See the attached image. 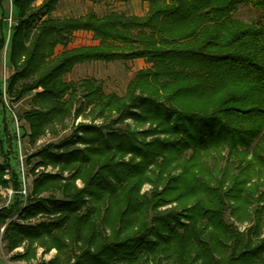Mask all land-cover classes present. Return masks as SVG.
<instances>
[{"label": "trees", "instance_id": "1", "mask_svg": "<svg viewBox=\"0 0 264 264\" xmlns=\"http://www.w3.org/2000/svg\"><path fill=\"white\" fill-rule=\"evenodd\" d=\"M12 1L17 24L10 40L14 71L8 91L15 98L33 92L32 108L23 114L31 140L65 128L71 116L90 120L36 153L37 164L58 166L69 175L64 183L59 174L39 175L20 216L46 220L11 222L6 238L56 247L63 257L50 264H68L64 255L73 247L79 253L69 264L175 259L194 264L209 245L229 246L219 237L222 232L234 238L232 253L198 264H264V225L263 238L254 243L223 219L226 206L237 221L250 219L257 192L251 175L258 176L264 166V0H139L147 3L143 15L89 11L61 17L52 12L63 0ZM239 4L253 8L257 19L236 18ZM78 31L91 32L98 42L68 47ZM3 42L0 35V49ZM136 58L148 66L133 74L123 96L104 93L102 81L93 77L64 79L76 64ZM119 124L124 127H115ZM223 145L246 163L227 180V164L219 181L202 180L201 153ZM252 163L258 164L254 170ZM4 168L0 165L3 185ZM11 177L14 201L1 209L4 215L21 203V182L14 173ZM78 177L82 187L74 185ZM144 183L153 189L141 193ZM58 189L66 198L54 195ZM42 191L50 193L39 197ZM257 200L255 225L264 221V191ZM171 201L190 203L179 211L157 209ZM99 212V221L112 228L109 234H101L95 223L93 214ZM200 242L203 252L196 248L203 250Z\"/></svg>", "mask_w": 264, "mask_h": 264}, {"label": "rangeland", "instance_id": "2", "mask_svg": "<svg viewBox=\"0 0 264 264\" xmlns=\"http://www.w3.org/2000/svg\"><path fill=\"white\" fill-rule=\"evenodd\" d=\"M0 1V35H3L5 26L2 20V12L5 13L6 0ZM38 2H40V0H37V3ZM146 9L147 3L139 0H63L52 12V15L55 17L70 15L78 16L89 11H94L98 15L106 14L110 11L143 15ZM234 16L245 22H251L257 19L256 12L247 4H239ZM97 42L98 40L92 37L91 32L78 31L75 32L74 38L72 42L69 43L68 47L96 44ZM59 50H61V47L57 48V51ZM2 55L3 52L0 49V165L5 167L1 177L6 181L5 185L0 184V211L4 207H10L14 201V190L12 187L13 182L11 177L12 173L17 176V181L21 182V189L19 190L21 203L17 206L18 210H16L13 214L4 215L1 214L3 213L2 211L0 213V264H50L51 262H60L63 254H59L56 247H46L38 243H33V245H31L25 240H22L17 244H13L12 241L6 238L5 232L11 222L33 225L38 221L46 220V217L41 215L31 216L28 218H22V216H20L21 211L27 205L28 198L34 197V180L41 174H59L62 178L61 182L64 183L65 179L69 175V171H60L58 166H53L51 164H37L39 162V156L36 155V153L49 143H57L58 141L67 138L79 122H88L90 118L82 116L73 118V116H71L65 120L67 124L65 128L58 127L56 133L46 132L32 141L30 138V127L23 114L32 108L30 100L33 92H28L20 98H15L14 95L8 91V80L13 72L9 75L7 74V70L6 73L4 72L5 66L2 64ZM8 63H10L9 59L6 61V66ZM145 66H148V63L143 58L126 61L114 60L109 62L88 61L74 65L73 68L64 75V79L75 81L83 77H93L102 81V89L104 93L107 94L115 92L119 96H123L126 91L127 83L133 74ZM12 70L14 71L13 65ZM125 122L135 127L132 119L127 118ZM145 126H147V124L144 125V127ZM115 127L122 129L124 124H119ZM129 157L130 155L126 156L127 159ZM262 157H264V152ZM245 163L246 161H242V159L240 160L238 154L228 153V147L223 145L221 149H212L201 153L199 160V168L201 171H199V175L204 181H208V179L210 180L213 177L215 178L213 180L219 181L221 170L225 164H227L229 172L227 175L223 176L224 179L227 180L238 172V165L243 166ZM252 165L251 170L256 169L258 166L257 163H252ZM251 181L256 182L257 192L254 193V201L251 203L249 208L251 214L250 219H246L242 222L237 221L235 217L230 215L228 206L225 207L223 212V219L226 224L230 225L232 231L242 234L244 235V238L248 237L256 243L263 238L264 221L262 220L260 224L255 225L254 222H256V220L255 217H253V210L255 206L259 207L257 204L261 203L258 200L255 202V200L258 199L259 194L264 191V166L258 176L251 175ZM212 182L213 181L209 183ZM226 183H228V181H225V184ZM74 185L76 187H82L83 182L81 178L78 177L74 180ZM161 187L162 184H159L156 189L159 190ZM151 189H153V186L150 183H144L141 188V193L148 192ZM49 193V191H42L38 194V196L46 197ZM53 193L59 199L66 198L63 196L60 189L53 191ZM184 203L190 202L171 201L158 206L157 209L160 211H168L169 209L179 211L180 207L184 206ZM93 215L95 223L97 221L98 227L101 230V234H109L112 228L99 221V219L102 220L100 212L97 215ZM210 227L207 232L211 230ZM214 233H218V231L215 230ZM207 234L208 233L203 236L204 239H206ZM68 235L69 234H67L65 239L66 242L69 241ZM219 237L226 241L229 246L222 249V247H218L214 244L209 245L211 250L208 253H204L202 258H194V264H198L202 261H209L213 257L217 260L227 258L232 253L231 246L234 243V238H228V235L224 236L222 232H220ZM77 243L80 244L79 241ZM200 244L204 246L203 250L198 247L196 248L199 252H203L205 249V243L200 242ZM237 244H239V242H237ZM75 252L79 253V250L75 251V247L72 248V251H66L64 256L65 258L69 256L68 264L73 262L74 258L72 257V254ZM195 255L196 249L189 252V258H193ZM175 260L178 261L179 259ZM175 260L172 262L167 260L166 263L176 264L177 262ZM179 261L180 264H187L185 260ZM148 264H152V262L149 261Z\"/></svg>", "mask_w": 264, "mask_h": 264}, {"label": "built area", "instance_id": "3", "mask_svg": "<svg viewBox=\"0 0 264 264\" xmlns=\"http://www.w3.org/2000/svg\"><path fill=\"white\" fill-rule=\"evenodd\" d=\"M5 4H6L5 5L6 10L2 16V20H3L4 26H5V30L3 33L4 42H3V45L1 47V51L3 52V55H2L3 66H6V61L9 57L11 35L13 32L14 26L17 24V19L15 17V11H14V6H13V1L12 0H6Z\"/></svg>", "mask_w": 264, "mask_h": 264}, {"label": "crops", "instance_id": "4", "mask_svg": "<svg viewBox=\"0 0 264 264\" xmlns=\"http://www.w3.org/2000/svg\"><path fill=\"white\" fill-rule=\"evenodd\" d=\"M1 2V1H0ZM3 12H2V16H3ZM9 58V57H8ZM4 72L6 73V70H7V74L9 75L11 72H13V70H12V65L10 64V63H8L7 64V66H5V68H4Z\"/></svg>", "mask_w": 264, "mask_h": 264}]
</instances>
